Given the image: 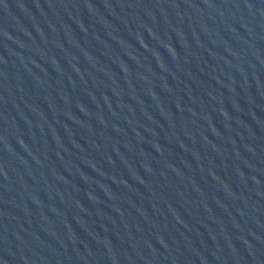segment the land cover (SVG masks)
<instances>
[{
  "label": "water",
  "instance_id": "1",
  "mask_svg": "<svg viewBox=\"0 0 264 264\" xmlns=\"http://www.w3.org/2000/svg\"><path fill=\"white\" fill-rule=\"evenodd\" d=\"M0 264H264V0H0Z\"/></svg>",
  "mask_w": 264,
  "mask_h": 264
}]
</instances>
